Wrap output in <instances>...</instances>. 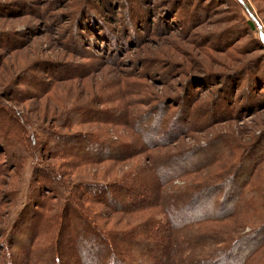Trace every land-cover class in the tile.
I'll list each match as a JSON object with an SVG mask.
<instances>
[{
  "label": "rangeland",
  "instance_id": "1",
  "mask_svg": "<svg viewBox=\"0 0 264 264\" xmlns=\"http://www.w3.org/2000/svg\"><path fill=\"white\" fill-rule=\"evenodd\" d=\"M0 97L33 125L110 136L137 152L70 179L113 180L150 158L199 163L195 154L227 142L214 164L174 179L175 190L249 157L258 164L250 183L263 186L264 0H0ZM145 127L159 134L154 149ZM34 166L0 181L8 234L30 202Z\"/></svg>",
  "mask_w": 264,
  "mask_h": 264
},
{
  "label": "trees",
  "instance_id": "2",
  "mask_svg": "<svg viewBox=\"0 0 264 264\" xmlns=\"http://www.w3.org/2000/svg\"><path fill=\"white\" fill-rule=\"evenodd\" d=\"M144 130L149 141L159 136ZM225 146L198 152L199 163L186 155L150 158L113 180H74L67 171L137 152L110 136L33 125L0 97V181L35 161L34 188L15 231L0 228V264H264V185L250 183L258 167L252 158L181 190L171 185L214 164ZM126 218L137 221L117 225Z\"/></svg>",
  "mask_w": 264,
  "mask_h": 264
}]
</instances>
